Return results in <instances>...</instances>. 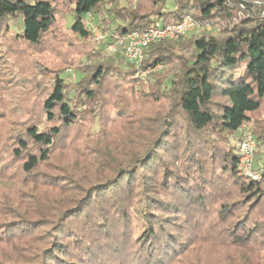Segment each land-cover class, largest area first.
Listing matches in <instances>:
<instances>
[{
  "label": "rangeland",
  "instance_id": "1",
  "mask_svg": "<svg viewBox=\"0 0 264 264\" xmlns=\"http://www.w3.org/2000/svg\"><path fill=\"white\" fill-rule=\"evenodd\" d=\"M50 1L56 10L55 22L37 45L22 38L19 16H12L0 25V236L5 239L0 243V257L5 262L16 259L25 262L27 259L23 256L36 258L33 248L44 246L40 243L42 240H51L45 233L52 230L50 222L57 218L58 208L73 204L85 194L90 182L111 173L113 166L125 164L132 153L145 151L147 141L158 132L160 121L169 108L166 98L160 94L156 98V84L167 83L175 76L181 56L191 57V40L203 34L221 35V24L197 21L198 24L185 36L172 39L177 45L176 50L164 64L159 62L145 70L138 68L133 74L135 66L126 62L123 47L114 37L119 20L113 18L110 8L115 2H107L93 10L91 24L86 25L89 35L83 37L72 28L75 0ZM119 2L120 6L126 4L125 0ZM260 2L256 0V3ZM173 7L174 3L169 1L168 8ZM259 18H264V9ZM99 64H110L115 68L99 86L89 83L98 91L95 100L82 99L78 81L86 78L88 82L87 78ZM116 72H120V78ZM242 73L243 68L234 74ZM57 75L64 78L66 94L79 110V118L63 130L62 136L51 147L49 159L41 162L34 171L26 172L23 166L28 153H39L41 149L33 145L26 135L27 129L36 125L39 130L47 131L61 124L60 118L50 121L44 109V101L53 90ZM258 122L264 123V102L245 125L256 132ZM240 139L239 132L230 134L224 145L237 149ZM20 140H25L28 148L17 155ZM257 140L256 162H261L264 160V143ZM170 142L159 144L157 149L154 146L151 153L157 157L134 175L135 191L131 199L134 206L130 209L134 217L128 226L129 233L142 228H137L141 220L136 216L145 209L147 197H152L159 203L152 202L155 206L148 212L149 218L156 226L157 241L162 246H169V250H162L168 251L160 257L162 264H242L238 261H243L244 252L252 256L249 264L263 262L264 197L251 211L245 194L232 179L218 184L209 173L202 184L195 176L192 187L198 194L200 189L196 185L201 184V194L206 196L204 203L183 198L182 193L175 191L174 179L170 181L169 178L172 171L176 173L178 167L183 166L174 155ZM67 176L73 179L67 181L64 178ZM61 182L66 183L62 185ZM171 202L174 205L168 207ZM224 205L229 208L226 212L221 211ZM237 223L240 224L237 234L248 229L255 232L251 244L244 243L245 248L240 243H231L233 239L229 232ZM12 231L28 234L30 242L25 240L20 245L17 238L5 242ZM113 232L119 233L116 228ZM103 235H99L100 238L96 235L97 241L102 240L100 244L108 241L109 247L105 245L98 248V252H92L98 254L101 261L144 264L135 254L142 247L140 241L132 238L128 247L120 242L121 249L116 253L111 245L116 234ZM17 247L23 250H17Z\"/></svg>",
  "mask_w": 264,
  "mask_h": 264
},
{
  "label": "trees",
  "instance_id": "2",
  "mask_svg": "<svg viewBox=\"0 0 264 264\" xmlns=\"http://www.w3.org/2000/svg\"><path fill=\"white\" fill-rule=\"evenodd\" d=\"M119 1L75 0L74 32L87 37L89 32L84 22L86 14L107 2H115L110 13H113L114 19L119 20L115 33L121 36L158 24L178 23L187 16L202 23L221 24V35L203 34L191 40V57L181 56L179 71L175 72V76L167 83L164 81L156 84L157 92L152 94L155 93L156 98L159 94L166 98L169 108L160 121L158 132L147 141L145 151L132 153L125 164L113 166L111 173L90 182L83 190L85 194L73 204L56 207L57 218L50 222L52 230L45 233L51 240H42L40 243L44 246L33 248L36 258L23 256L28 261L19 262L16 259L5 262L0 257V264H110L101 261L98 254H92L98 252L100 247H109L108 241L104 244H100L102 240L97 241L96 235L102 237L105 233L116 234L115 240L111 241L116 253L121 249L120 242L128 247L129 241L134 238L142 246L135 253L141 259L140 263L162 264L160 257L168 253L162 250H169V246H162L157 241L159 236L156 226L149 218L151 214H148L154 209L155 204L152 202L159 203V200L147 197L143 205L145 209L135 215L141 220V223H137V228L142 226L140 230L129 233L128 226L133 223L134 217L130 212L134 206L131 202L135 191L134 175L157 157L151 153L154 146L157 149L159 144L166 141L173 143L174 155L183 163L176 173L170 172L169 177L170 181L174 179L175 191L182 193L183 198L204 203L206 196L201 194V184L209 173L217 179L218 184L232 179L245 194L252 207L251 211L264 197V184L244 175L238 168L237 149L226 148L224 145L229 135L238 133L264 102V18H259L264 9V0H261L262 3H256V0H125L126 4L122 6ZM169 1L174 3L172 9L168 8ZM12 16L21 18L22 38L37 45L55 22L56 10L50 0H0V25ZM176 46L171 39L148 45L139 69L145 70L159 62L164 64L174 55ZM114 68L110 64H99L90 78H87L88 82L86 78H81L78 81L81 98L95 100L98 91L90 85L99 86ZM241 68L243 73L235 76V71ZM137 71L138 68L134 69L133 74ZM116 73L120 78V72ZM44 109L50 121L60 118L61 124L47 131L39 130L36 125L27 129L26 135L32 139L33 145L42 150L39 153H28L23 166L26 172L34 171L41 162L49 159L51 147L62 136L63 130L79 118V110H76L75 104L67 96L66 84L61 75L55 77L53 90L44 101ZM257 128L254 134L264 143V123H259ZM19 144L17 155L28 148L25 140H20ZM195 176L201 183L196 185L200 189L198 194L194 191L195 187L192 188ZM64 178L67 181L73 179L71 176ZM61 183L64 185L66 182ZM171 203L168 207L174 205V202ZM228 209L224 205L221 211L226 212ZM239 225L237 223L229 232L233 239L231 243H240L245 248L244 243L251 244L255 232L248 229L237 234ZM115 228L119 233L113 232ZM27 235L12 231L5 242L10 243V238H17L19 244L23 245L22 241L30 242ZM1 237L0 243L5 240ZM17 250L23 249L17 247ZM251 257L250 253L247 255L244 252L243 261L238 262L249 264ZM259 264H264V261Z\"/></svg>",
  "mask_w": 264,
  "mask_h": 264
},
{
  "label": "built area",
  "instance_id": "3",
  "mask_svg": "<svg viewBox=\"0 0 264 264\" xmlns=\"http://www.w3.org/2000/svg\"><path fill=\"white\" fill-rule=\"evenodd\" d=\"M92 13L90 11L86 14L84 19L85 25L91 24ZM197 24V20L191 16H187L178 23L158 24L124 36L115 33L114 37L119 46L123 47L126 62L133 64L136 68H140L148 45L166 39L181 38ZM239 133L241 139L237 147L238 168L244 175L253 180L261 181L264 184V161L260 164L256 163L257 137L252 128L245 125V123L242 125Z\"/></svg>",
  "mask_w": 264,
  "mask_h": 264
}]
</instances>
